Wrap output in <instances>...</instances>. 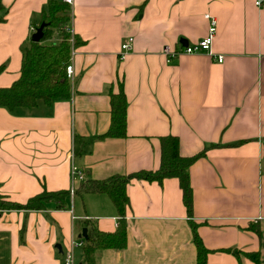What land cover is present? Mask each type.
<instances>
[{
  "label": "crops",
  "instance_id": "1",
  "mask_svg": "<svg viewBox=\"0 0 264 264\" xmlns=\"http://www.w3.org/2000/svg\"><path fill=\"white\" fill-rule=\"evenodd\" d=\"M0 2V88H8L21 77L49 0ZM71 14L69 30L81 42L72 97L15 113L0 107V193L20 204L43 191L70 197L63 210L51 202L42 211L0 212V264H64L74 240L86 245L90 226L115 233L121 220L111 198L82 193V184L157 171L165 136L180 139L183 157L206 151L189 170L194 218L178 179L133 180L127 246L99 251L98 263L197 264L194 222L210 251L207 264H255L246 256L252 253L264 264V3L74 0ZM206 15L217 26L214 56L168 60L165 47L181 51L182 41L192 46L207 37ZM129 38L134 44L124 55ZM119 82L128 101L127 137L100 140ZM73 165L86 175L74 196ZM74 257L86 264L84 248Z\"/></svg>",
  "mask_w": 264,
  "mask_h": 264
},
{
  "label": "trees",
  "instance_id": "2",
  "mask_svg": "<svg viewBox=\"0 0 264 264\" xmlns=\"http://www.w3.org/2000/svg\"><path fill=\"white\" fill-rule=\"evenodd\" d=\"M4 10L0 2V13ZM72 20L71 6L62 0H49L47 9L43 14L42 23L47 24L44 38L40 43L31 42L23 57L21 77L11 87L0 88V107L11 113L19 109H32L40 102L51 105L55 101L69 100L72 97V85L67 77L66 67L71 56V43L69 24ZM41 23V24H42ZM60 42L53 45L44 44L54 37ZM75 37V46L79 47ZM3 69L0 70V72ZM119 92L110 93L111 98V126L106 134L98 137L100 140L127 137V109L128 101L124 85L119 82ZM161 164L157 171H141L128 176H113L106 181H88L82 184V193L106 194L113 201L120 217L119 228L115 233L100 232L89 227L84 247L86 264H99L97 253L102 250H124L127 246L126 210L130 204L127 187L133 180L158 182L162 184L165 179L179 180L183 192V201L190 219L194 218V194L191 186L189 170L196 161L206 156V151L193 157H183L180 154V139L176 136L160 138ZM70 197L67 191L48 192L32 197L26 204L11 201L0 193V212L6 211H42L51 202L57 209H65ZM194 243L198 252V263L207 264L208 251L197 234V225L191 222ZM225 252V251H224ZM231 252V250H226ZM238 258L240 253L233 252ZM255 264H261L260 253L246 255Z\"/></svg>",
  "mask_w": 264,
  "mask_h": 264
},
{
  "label": "built area",
  "instance_id": "3",
  "mask_svg": "<svg viewBox=\"0 0 264 264\" xmlns=\"http://www.w3.org/2000/svg\"><path fill=\"white\" fill-rule=\"evenodd\" d=\"M63 1L71 7L74 4V0H63ZM263 3L264 0H256L257 7H261ZM206 19L210 21V27L207 37H205L203 40H201L199 43L195 45L184 47L181 51H174L169 46L165 47L163 50V54L168 57V60L171 61L172 59H175L180 55H198L202 53H208L211 56H214L212 53V46L217 32L216 21L210 15H206ZM36 31L37 29H33L32 34L36 33ZM69 35H70V43H71V56L66 67V72L68 79L71 82H73L75 78V68H74L73 60L74 57L77 55V47L75 46V35L72 32H70V30H69ZM133 44H134L133 38H129L128 41L123 44L122 51L124 55H126L132 50ZM216 60L222 63L224 58L222 56H219ZM71 176L73 183L71 194L72 196H74L76 190L78 189V185L85 181L86 175L82 171H80L75 165H73L71 169ZM84 247H85V242L83 240H74L72 242V250L68 252L65 256L64 264H75L74 249L84 248Z\"/></svg>",
  "mask_w": 264,
  "mask_h": 264
},
{
  "label": "water",
  "instance_id": "4",
  "mask_svg": "<svg viewBox=\"0 0 264 264\" xmlns=\"http://www.w3.org/2000/svg\"><path fill=\"white\" fill-rule=\"evenodd\" d=\"M47 28L46 23H42L39 28H37L36 33L32 35V42L33 43H40L42 39L44 38V30ZM182 43L185 44V46H188V43L186 41H182ZM86 230L84 231V237L86 238Z\"/></svg>",
  "mask_w": 264,
  "mask_h": 264
},
{
  "label": "rangeland",
  "instance_id": "5",
  "mask_svg": "<svg viewBox=\"0 0 264 264\" xmlns=\"http://www.w3.org/2000/svg\"><path fill=\"white\" fill-rule=\"evenodd\" d=\"M55 34V38L52 40L53 42H54V44H57V43H59L60 42V40L58 41V39H59V37L57 36V32L56 33H54ZM49 41V40H48ZM51 41V40H50ZM52 42V43H53ZM53 45V44H52Z\"/></svg>",
  "mask_w": 264,
  "mask_h": 264
}]
</instances>
